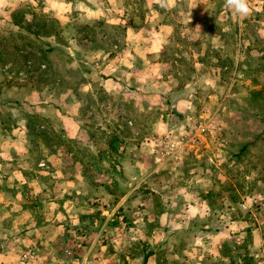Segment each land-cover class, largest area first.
I'll return each mask as SVG.
<instances>
[{"label":"rangeland","instance_id":"1","mask_svg":"<svg viewBox=\"0 0 264 264\" xmlns=\"http://www.w3.org/2000/svg\"><path fill=\"white\" fill-rule=\"evenodd\" d=\"M0 0V264H264V0Z\"/></svg>","mask_w":264,"mask_h":264},{"label":"clouds","instance_id":"2","mask_svg":"<svg viewBox=\"0 0 264 264\" xmlns=\"http://www.w3.org/2000/svg\"><path fill=\"white\" fill-rule=\"evenodd\" d=\"M226 6L237 16L246 17L249 14L248 0H226Z\"/></svg>","mask_w":264,"mask_h":264}]
</instances>
